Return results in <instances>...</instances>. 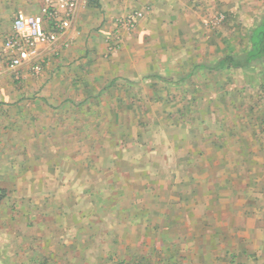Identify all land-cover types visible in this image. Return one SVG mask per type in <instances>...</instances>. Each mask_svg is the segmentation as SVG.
I'll use <instances>...</instances> for the list:
<instances>
[{
  "label": "crops",
  "instance_id": "crops-1",
  "mask_svg": "<svg viewBox=\"0 0 264 264\" xmlns=\"http://www.w3.org/2000/svg\"><path fill=\"white\" fill-rule=\"evenodd\" d=\"M51 3L0 0L1 64L16 13ZM263 15L264 0H98L4 67L0 264H264V57L218 66ZM125 82L172 88L112 91Z\"/></svg>",
  "mask_w": 264,
  "mask_h": 264
},
{
  "label": "built area",
  "instance_id": "built-area-1",
  "mask_svg": "<svg viewBox=\"0 0 264 264\" xmlns=\"http://www.w3.org/2000/svg\"><path fill=\"white\" fill-rule=\"evenodd\" d=\"M98 0H55L43 12L30 15L18 11L13 19L14 35L6 41V46L13 52V56L0 63V76L4 67L15 69L28 61L39 57L40 45H53L59 36L71 27L75 12L81 6L96 3ZM142 13L128 15L124 20L119 21L118 27H125L132 30L137 22V18ZM225 16H217V22L223 21ZM35 70L40 69V65L34 66Z\"/></svg>",
  "mask_w": 264,
  "mask_h": 264
},
{
  "label": "rangeland",
  "instance_id": "rangeland-1",
  "mask_svg": "<svg viewBox=\"0 0 264 264\" xmlns=\"http://www.w3.org/2000/svg\"><path fill=\"white\" fill-rule=\"evenodd\" d=\"M225 19H226V16H225L224 20ZM224 20L221 22H217V16H216L214 21H213L212 26L217 27V26L223 24ZM135 27H136V25H135ZM135 27L132 30L127 29V31L131 32L135 29ZM124 28L125 27H118L119 30L124 29ZM117 40H119V39H117ZM118 46H119V42H116V43L111 45V47H113V48H117ZM123 84H124V87H119L118 89H115V90L113 89L112 91L118 92V94H122V95L134 94L135 97H138V96L142 97L145 95V91L147 89L149 90V88H151V91L154 90L156 95H158L159 93L163 94L169 87H170L169 89L172 88V86H167L168 87L167 88L166 86L160 85L159 83H150V86L148 84H144V83H126L125 82ZM167 84H169V83H167ZM232 95H239L240 98H242V90H239L237 92H232ZM241 119H242V117H241ZM241 119H240V122H242ZM31 127H34V126L31 125ZM26 129H30V127L27 126ZM16 138L18 139V137H16ZM24 138H29V136H24ZM24 149H26V146H24ZM12 154L14 156H12ZM30 154H31L30 151L28 153L22 151L20 153H11V156H12L13 161L16 162L17 166H19L21 161H24L26 163L31 162L32 157L30 156Z\"/></svg>",
  "mask_w": 264,
  "mask_h": 264
},
{
  "label": "trees",
  "instance_id": "trees-1",
  "mask_svg": "<svg viewBox=\"0 0 264 264\" xmlns=\"http://www.w3.org/2000/svg\"><path fill=\"white\" fill-rule=\"evenodd\" d=\"M264 57V15L260 22L255 25L249 33V49L241 56H226L218 66L231 64L236 68H247L255 60Z\"/></svg>",
  "mask_w": 264,
  "mask_h": 264
}]
</instances>
